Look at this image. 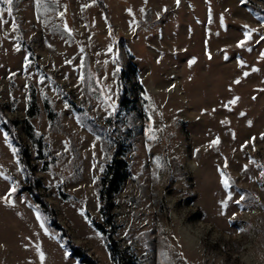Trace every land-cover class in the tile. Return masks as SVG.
<instances>
[{
    "label": "rangeland",
    "instance_id": "374dc122",
    "mask_svg": "<svg viewBox=\"0 0 264 264\" xmlns=\"http://www.w3.org/2000/svg\"><path fill=\"white\" fill-rule=\"evenodd\" d=\"M122 70L134 102L117 112ZM0 103L100 264L119 263L94 222L126 264H264V0H0ZM28 187L0 126V264H82Z\"/></svg>",
    "mask_w": 264,
    "mask_h": 264
},
{
    "label": "trees",
    "instance_id": "16d2710c",
    "mask_svg": "<svg viewBox=\"0 0 264 264\" xmlns=\"http://www.w3.org/2000/svg\"><path fill=\"white\" fill-rule=\"evenodd\" d=\"M100 6L102 9L106 10L102 3H100ZM125 74H127L124 70L120 73V82H119V99H118V105L116 108L117 112H123V111H129L133 107V100L130 98V91L125 84ZM143 93V91H142ZM38 112V108L36 105V102L33 101L30 109H29V115L31 117H34L36 113ZM118 113H115V117ZM114 117V118H115ZM109 122L114 126L113 118L109 120ZM0 126L4 130V132L8 135L11 142L18 148L20 160L22 163V168L24 170L26 181L29 183L28 189L32 191V195L35 198V201L40 204V206L43 207V211L48 214V217L50 218L52 222V226L56 227V229L63 231V237H65L66 240V247L70 251V254L73 257H76L80 263L82 264H100L97 260H94L92 257H90L82 248L76 246L72 240L71 237L64 231V228L60 226L56 222L55 214L51 207L43 200V197L39 194V188L41 187V184L35 180V177L33 176L31 172V166L29 163V152L26 146L23 144V141L17 134V130L19 127V122L16 120H10L4 110V106L0 103ZM28 135L31 139H34L33 135V127L29 124L27 128ZM111 135L112 132H111ZM112 137V136H111ZM113 138V137H112ZM115 141V139L113 138ZM41 143V142H40ZM117 150L112 155L109 163L106 165L103 175L101 177V201L105 203L106 197L108 196L109 187L112 185L113 190L115 193L119 192L121 183L123 181V178L125 176V168L126 164L121 162L119 158L116 155ZM100 210L105 214L106 218L110 216V213L106 211V208L104 204L101 206ZM107 222H109V219H107ZM113 225V222H112ZM94 226L100 230L104 235L108 238L109 243V249L112 254V257L115 261H117L119 264H126L124 257L121 255L119 249L116 246V243L114 242L112 235L108 234L107 230L102 226V224L94 222Z\"/></svg>",
    "mask_w": 264,
    "mask_h": 264
},
{
    "label": "snow or ice",
    "instance_id": "6c2138e0",
    "mask_svg": "<svg viewBox=\"0 0 264 264\" xmlns=\"http://www.w3.org/2000/svg\"><path fill=\"white\" fill-rule=\"evenodd\" d=\"M5 2L8 3V4H11L12 0H5ZM37 3H39V0H37ZM9 11H10V9H9ZM245 35H248V34L246 33ZM239 46H243V42H240V45ZM245 75H247V73H245ZM236 83H239V81H236ZM230 103H235V101H231ZM223 183H224V187L225 188H228L229 187V184H228V182L226 180L223 181ZM230 198H231V196H229V199ZM242 199H243V197H241V200ZM5 200H6V202H9L10 203V201L7 200V197L5 198ZM236 203L239 204V201H236ZM221 204H222V207H225V208L227 207V201H222ZM41 226H43V225H41ZM43 258H44L43 257V253H41V260H43Z\"/></svg>",
    "mask_w": 264,
    "mask_h": 264
}]
</instances>
